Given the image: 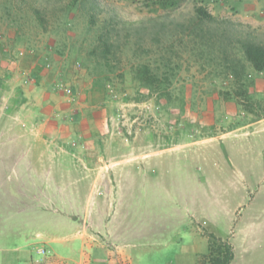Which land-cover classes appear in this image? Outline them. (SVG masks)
Wrapping results in <instances>:
<instances>
[{
  "label": "rangeland",
  "instance_id": "1",
  "mask_svg": "<svg viewBox=\"0 0 264 264\" xmlns=\"http://www.w3.org/2000/svg\"><path fill=\"white\" fill-rule=\"evenodd\" d=\"M72 1L0 0V130L7 123L9 92L21 87L10 83L12 77L21 81L23 77L26 89L39 72L54 83L49 88L43 85L54 96V104L71 102L70 107L82 111L84 118L91 110L105 109L113 114L107 116L105 125L115 129L125 121L128 130L145 132L152 125L160 134L169 130L164 145L174 147L144 162L146 178L122 198L127 204L121 207L125 230L115 242L130 261L115 263L206 264L208 235L213 233L231 244L230 264H264L263 74L246 64L247 78L254 82L249 88L254 99L248 112L243 99L228 100L219 94L233 91V78L215 76L221 66L206 65L191 53L190 44L178 45L170 31L162 34V45L175 41L180 58L173 60L181 65L168 87L172 100L166 105L149 94L138 101L140 93L148 91L132 75V66L145 57L143 52H134L135 40L151 49L150 56L163 50L151 41V33L142 38L132 31L127 35V29L140 25L151 30L155 21L166 22L169 30L174 27L171 22L188 21L194 7L202 5L220 22V30H226L232 46L239 37L264 44V0H182L175 6L151 0H77L69 7ZM34 11L41 19H35ZM90 16L94 17L91 27ZM105 21L115 26L112 40L119 44L109 61L110 71L97 54L90 53ZM98 59L100 68L96 69ZM99 70L110 79L95 86V79H103ZM66 88L69 93H64ZM6 136L0 133V264H24L30 255L39 259L55 252L76 258L79 240L68 245L44 244L36 238L39 228L33 214H13L8 208L17 182L11 180V155L3 145ZM46 227L47 232L53 229Z\"/></svg>",
  "mask_w": 264,
  "mask_h": 264
},
{
  "label": "crops",
  "instance_id": "2",
  "mask_svg": "<svg viewBox=\"0 0 264 264\" xmlns=\"http://www.w3.org/2000/svg\"><path fill=\"white\" fill-rule=\"evenodd\" d=\"M43 74L37 73L38 80L32 79L26 89L23 77L22 81L12 77L10 82L20 83L21 87L9 92L7 123L0 130L7 135L3 145L11 155V180L17 182L7 206L13 214H33L32 220H37L39 228L36 238L42 243L68 245L79 240L80 247L76 258L55 252L39 259L30 255L24 264L130 261L129 254L115 242L125 230L121 207L127 204L122 198L138 180L146 178L144 162L174 147L164 145L169 130L160 134L153 125L145 132L128 130L123 126L125 121L115 129L105 125L107 116L113 117L105 109L91 110L84 118L82 111L70 107L71 102L54 104V96L43 88L53 87L54 83ZM73 138L78 141L71 145ZM48 225L53 228L50 232Z\"/></svg>",
  "mask_w": 264,
  "mask_h": 264
},
{
  "label": "trees",
  "instance_id": "3",
  "mask_svg": "<svg viewBox=\"0 0 264 264\" xmlns=\"http://www.w3.org/2000/svg\"><path fill=\"white\" fill-rule=\"evenodd\" d=\"M77 0L71 2L69 7H72ZM154 3H159L163 6H175L182 0H151ZM35 19H41L38 12ZM94 17L90 16V27L94 24ZM174 27L168 29L167 23L164 21L154 22L151 24V30L146 27L139 26L137 28L127 29V35L132 31L136 36L141 38L145 33H151V41H153L157 49L163 50L155 56L149 55L150 48H142L137 40H135L134 52H143L145 57L142 61L132 66L133 78L138 82L140 87L146 89L148 94L140 93L141 98L145 95L154 94L156 99L165 100L166 105L172 100L171 92L168 90L172 80L176 77L181 65L173 58L179 59V49L175 47V41L180 46L190 44L191 53L204 60L206 65L221 66V70L217 71L215 76L221 75L223 78L231 76L233 82V91H219L220 96L224 98L243 99L244 109L248 112L252 111L253 95L249 88L254 85L251 79L247 78L246 64L249 65L254 72L263 74L264 76V44L257 42L249 37L236 38L235 44L232 39L226 36L225 31L220 26V22L210 14L202 5L194 7L193 16L186 22H171ZM215 23V24H213ZM219 25V26H218ZM221 27V28H220ZM132 29V30H131ZM115 26L111 22L105 21L102 29L97 32L96 44L90 50L91 54L96 55L101 59L102 64L107 70H113L111 57L115 55L116 49H119V44L112 40ZM171 32L169 36L175 37L176 40L162 45V34ZM116 33V31H115ZM117 34V33H116ZM184 37H187L185 40ZM138 39V38H137ZM134 43V42H133ZM234 47L235 52H233ZM238 53L239 56H236ZM96 61L94 67L100 68V60ZM99 73L103 74V79H95L94 85H104L108 79L103 70ZM101 76V75H100ZM121 77L122 74H119ZM104 87V86H103ZM208 253L206 264H230L233 259V250L230 243L215 237L213 233H209Z\"/></svg>",
  "mask_w": 264,
  "mask_h": 264
},
{
  "label": "built area",
  "instance_id": "4",
  "mask_svg": "<svg viewBox=\"0 0 264 264\" xmlns=\"http://www.w3.org/2000/svg\"><path fill=\"white\" fill-rule=\"evenodd\" d=\"M59 89L60 90L62 89L61 86L59 87ZM65 90H66V92H64V93H69L70 92V90L68 88H66Z\"/></svg>",
  "mask_w": 264,
  "mask_h": 264
}]
</instances>
